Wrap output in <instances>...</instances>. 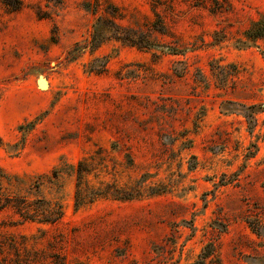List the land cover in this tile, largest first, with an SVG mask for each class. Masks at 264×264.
<instances>
[{
  "label": "rangeland",
  "instance_id": "1",
  "mask_svg": "<svg viewBox=\"0 0 264 264\" xmlns=\"http://www.w3.org/2000/svg\"><path fill=\"white\" fill-rule=\"evenodd\" d=\"M93 1L0 0V172L22 193L85 159L89 187L140 195L76 207L64 178L58 194L44 189L61 198L56 225L0 212V261L264 264V110L247 116L264 105V35L245 36L264 0H98L121 36L154 46L107 32L71 59Z\"/></svg>",
  "mask_w": 264,
  "mask_h": 264
},
{
  "label": "trees",
  "instance_id": "2",
  "mask_svg": "<svg viewBox=\"0 0 264 264\" xmlns=\"http://www.w3.org/2000/svg\"><path fill=\"white\" fill-rule=\"evenodd\" d=\"M99 4L98 0H94L93 3L87 2L86 5H84V9L90 11L94 15L92 34L90 35L89 40L79 41L74 44L69 53L71 59L78 56L85 46H89L91 52L94 51L104 41L107 32H114L113 38L116 40L128 41L131 45H136L138 48H152L154 46L142 37L138 41L133 39L130 35L121 36L122 33L119 29L112 27L114 25L113 20H104L101 16L97 15L99 12ZM102 11L112 19L123 18V15L115 6L110 5L109 9H103ZM105 22H109L110 25ZM263 35L264 16L260 20L254 22L245 33V36L248 39H256ZM90 72L99 74L102 71ZM247 109L256 110L255 112L250 111L247 115L249 121H252V116L255 113H258V111H263L264 105H252L247 107ZM188 142L191 143L192 141L188 140ZM253 156L254 153L250 152L245 155L246 158H251ZM93 169L92 163L87 162L85 159H80L75 164L61 161L58 165L53 166L48 173L35 175L22 193L11 192L9 190L12 181L15 184H23L22 179L9 177L0 172V212H9L10 215L15 218L14 223L17 224L29 221L56 225L60 222L63 216L61 198H47L44 194V189H49V195H52L53 193L58 194L63 186L64 178H74L76 181L74 191V204L76 207L92 202L99 197H110L115 200L127 201L140 195V192L135 188L123 189L116 187L114 184H107L103 189L89 187L85 177L89 175ZM3 182H5L6 185H4ZM19 256L20 255H18L16 251V258L11 264H38V259L34 256L32 257L30 252H27L22 259H20ZM0 264H8L7 259H1ZM48 264L66 263L62 262L59 257L55 256L48 262ZM75 264L81 263L77 262Z\"/></svg>",
  "mask_w": 264,
  "mask_h": 264
}]
</instances>
